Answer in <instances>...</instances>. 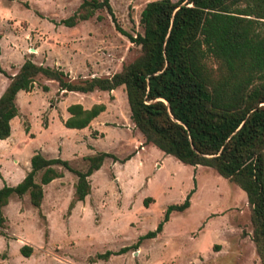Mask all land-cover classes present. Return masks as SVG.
<instances>
[{
    "label": "rangeland",
    "instance_id": "1",
    "mask_svg": "<svg viewBox=\"0 0 264 264\" xmlns=\"http://www.w3.org/2000/svg\"><path fill=\"white\" fill-rule=\"evenodd\" d=\"M109 1L123 30L142 32L140 13L151 0ZM81 2L0 0V66L6 72L0 73V96L7 77L25 59L60 67L77 79L112 75L138 55L140 47L116 28L105 8L73 27L60 23ZM113 90V95L102 90L62 93L55 81L39 76L29 91V103L27 94L19 93L22 123L15 120L11 137L0 141V170L6 178H0V188L4 182L15 185L23 179L36 151L67 160L78 170L86 169L87 156L100 151L117 160L106 157L91 174V191L75 211L69 204L77 177L59 164L54 167L63 175L45 187L42 207L31 204L28 192L12 194L3 207L0 264H261L251 239L245 192L207 166L195 169L145 144L131 122L124 86ZM81 96L104 103L105 112L90 127L68 128L59 121L64 105L84 101ZM53 108L56 112H50ZM49 121V129H43ZM26 125L33 134L25 131ZM41 173H36V182ZM190 192L188 209L173 211L161 234L133 247L155 229L167 205L181 203ZM146 197L152 198L147 206ZM24 244L32 248L28 257L20 252ZM124 246L132 247L98 257Z\"/></svg>",
    "mask_w": 264,
    "mask_h": 264
},
{
    "label": "trees",
    "instance_id": "2",
    "mask_svg": "<svg viewBox=\"0 0 264 264\" xmlns=\"http://www.w3.org/2000/svg\"><path fill=\"white\" fill-rule=\"evenodd\" d=\"M103 8L116 28L140 47L138 55L112 75L77 79L69 78L60 67L25 59L8 77L0 96V139L9 137L10 120L19 114L17 93L32 90L39 76L55 81L64 92L111 91L124 86L130 119L145 144L183 164L210 167L245 192L251 239L264 264V0H151L140 13L142 32L135 34L116 23L109 0H82L60 23L73 27ZM0 72L6 74L1 66ZM67 110L70 116L63 124L81 129L105 110V104L85 109L75 103ZM25 131H29L28 125ZM106 157L117 160L100 151L87 156L86 169L78 170L67 160L47 158L36 151L24 178L0 188V230L6 221L3 207L12 194L21 197L28 192L31 204L40 207L43 185L63 175L54 167L57 164L77 177L69 204L72 209L90 193L89 177ZM38 171L42 173L36 182ZM190 196L191 192L181 203L167 205L155 229L140 236L133 247L161 233L173 211L190 206ZM149 200L152 198H144L143 204L147 206ZM131 247L107 250L98 257L107 258ZM31 249L24 244L20 252L28 257Z\"/></svg>",
    "mask_w": 264,
    "mask_h": 264
},
{
    "label": "crops",
    "instance_id": "3",
    "mask_svg": "<svg viewBox=\"0 0 264 264\" xmlns=\"http://www.w3.org/2000/svg\"><path fill=\"white\" fill-rule=\"evenodd\" d=\"M1 47V46H0ZM0 54H1V51H0ZM25 61V60H24ZM23 64V63H22ZM21 66V65H20ZM17 72V71H16ZM16 72H14V73H12L11 75H14ZM0 73H2V72H0ZM4 74V73H3ZM7 77V76H6ZM8 78V77H7ZM8 83H9V78H8ZM8 83H7V85H8ZM6 85V86H7ZM6 88V87H5ZM23 90H20L18 93H17V95H16V98L19 96V93L20 92H22ZM24 93H26L27 94V97L25 98V100H26V102L27 103H29L30 102V99H29V96L31 95V93L29 92V91H23ZM69 92H75V91H69ZM92 92V91H91ZM62 93H66V92H64V91H62ZM80 93H83V92H80ZM85 93H87V92H85ZM109 93H111V95H113V94H115V92H114V90H111V91H109ZM81 98H83L84 99V101H82V100H78L76 103H79V104H81L82 106H83V108H85V109H89L93 104H96V103H94V102H92V101H90V100H86V96H81ZM17 103V102H16ZM100 103H102V102H100ZM71 104H75V103H66L65 105H64V112H63V114H62V116H61V118L59 119V121H61L62 123H63V121L64 120H66L69 116H70V113L68 112V110H67V107L69 106V105H71ZM104 104V103H103ZM46 105V101H45V103H44V108L46 107L45 106ZM19 108V107H18ZM105 109H106V106H105ZM42 111H43V109H42ZM56 112V110H55V108H53L50 112ZM21 110H20V108H19V114L17 115V116H15V117H13L11 120H10V127H11V133H10V135H9V137H7L6 139H0V141H7L10 137H11V135H12V133H13V130H12V124H13V122L15 121V120H18L19 122L18 123H22L21 121H20V117H21ZM105 112V110L104 111H102L98 116H96L94 119H92L91 121H90V123H89V125H88V127H90V126H92V122L95 120V119H97L102 113H104ZM49 117H50V114H49ZM132 122V121H131ZM50 123H51V121H49V123H47L46 125H42L43 126V129H45V130H48L49 129V127H50ZM104 123V122H103ZM132 124L134 125V123L132 122ZM105 125V124H104ZM105 126H107V125H105ZM87 127V126H86ZM24 128V127H23ZM74 129H76V128H74ZM138 130V129H137ZM138 132L140 133V131L138 130ZM29 134H33L30 130H29ZM143 137V136H142ZM142 140L144 141V139L142 138ZM152 145V144H151ZM152 146H154V145H152ZM34 154V153H33ZM43 154V153H42ZM0 158H2V155H1V152H0ZM31 158V157H30ZM131 158V157H130ZM198 166H202V165H196V167H195V169L198 167ZM0 167H1V164H0ZM210 168V167H209ZM212 169V168H211ZM59 171H61V170H59ZM62 172V171H61ZM27 173V172H26ZM26 173H25V175H26ZM24 175V176H25ZM62 177V176H61ZM61 177H57V178H55V179H53V180H56V179H59V178H61ZM0 178L3 180V181H5L6 180V178H5V176H4V174L2 173V171L0 170ZM24 178V177H23ZM52 180V181H53ZM52 181H50L49 183H51ZM5 183V182H4ZM4 183H3V185H4ZM49 183H47V184H45V185H43V190L45 189V187L49 184ZM44 193V192H43ZM87 196V195H86ZM10 199V198H9ZM83 201V200H82ZM82 201H77L76 203H75V205H74V209H73V211H75L76 210V207L82 202ZM9 202V201H8ZM42 202V201H41ZM6 206V205H5ZM40 206L42 207V203L40 204ZM190 207V206H189ZM188 207V208H189ZM187 208V209H188ZM186 210V209H185ZM184 210V211H185ZM183 212V211H182ZM170 216H171V214H170ZM170 219V218H169ZM168 222V221H167ZM166 222V223H167ZM165 223V224H166ZM165 224H164V227H165ZM163 227V229L165 230V228ZM163 231V230H162ZM162 233V232H161ZM161 233H159V234H161ZM158 234V235H159ZM157 235V236H158Z\"/></svg>",
    "mask_w": 264,
    "mask_h": 264
},
{
    "label": "water",
    "instance_id": "4",
    "mask_svg": "<svg viewBox=\"0 0 264 264\" xmlns=\"http://www.w3.org/2000/svg\"><path fill=\"white\" fill-rule=\"evenodd\" d=\"M187 1V0H186Z\"/></svg>",
    "mask_w": 264,
    "mask_h": 264
}]
</instances>
